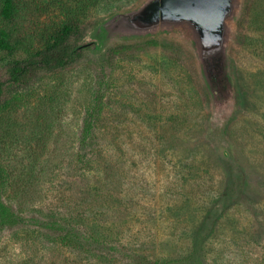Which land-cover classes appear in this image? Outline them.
<instances>
[{
  "label": "rangeland",
  "instance_id": "obj_1",
  "mask_svg": "<svg viewBox=\"0 0 264 264\" xmlns=\"http://www.w3.org/2000/svg\"><path fill=\"white\" fill-rule=\"evenodd\" d=\"M93 1L81 55L0 130L23 216L0 231V264H94L50 241V214L110 235L98 264H264V0H236L214 73L185 27L106 24L146 0Z\"/></svg>",
  "mask_w": 264,
  "mask_h": 264
},
{
  "label": "trees",
  "instance_id": "obj_2",
  "mask_svg": "<svg viewBox=\"0 0 264 264\" xmlns=\"http://www.w3.org/2000/svg\"><path fill=\"white\" fill-rule=\"evenodd\" d=\"M92 2L94 1L0 0V56L7 57L0 75V130L4 123L9 122L5 120L6 117L11 116L23 104L28 91H31L41 76L67 69L81 55L83 22ZM53 11L61 12L50 21ZM91 121V118L86 120L84 142L91 136ZM3 146V138L0 137V231L23 222L19 209L6 200L9 170L2 158ZM60 215L57 217L56 214H50L44 222L50 241L58 249L80 250L84 253L85 262L101 263L103 252L97 249L100 247L98 244L107 242L110 235L94 225H89L84 230L71 227V224H66L68 214ZM175 261L177 260L173 258H161L154 261L142 260L139 263L172 264ZM198 263L204 264L202 261Z\"/></svg>",
  "mask_w": 264,
  "mask_h": 264
},
{
  "label": "water",
  "instance_id": "obj_3",
  "mask_svg": "<svg viewBox=\"0 0 264 264\" xmlns=\"http://www.w3.org/2000/svg\"><path fill=\"white\" fill-rule=\"evenodd\" d=\"M235 5L236 0H146L135 10L115 14L106 24L121 23L123 29L138 34L185 27L194 38L205 72L214 73L224 59L228 21Z\"/></svg>",
  "mask_w": 264,
  "mask_h": 264
}]
</instances>
